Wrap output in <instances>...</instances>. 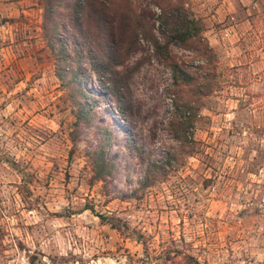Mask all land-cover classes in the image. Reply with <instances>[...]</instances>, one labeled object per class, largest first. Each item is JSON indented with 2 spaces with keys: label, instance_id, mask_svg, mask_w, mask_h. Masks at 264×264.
<instances>
[{
  "label": "rangeland",
  "instance_id": "374dc122",
  "mask_svg": "<svg viewBox=\"0 0 264 264\" xmlns=\"http://www.w3.org/2000/svg\"><path fill=\"white\" fill-rule=\"evenodd\" d=\"M130 2L156 11L149 0ZM45 7L0 0V264H263L264 0H183L210 48L169 46L200 89L190 97L192 154L167 128L170 70L151 50L127 60L140 61L129 85L141 110L132 129L84 57L83 85L97 100L91 122L78 121L56 76L53 37L71 55V25L63 4L50 18ZM107 124L114 166L94 179L88 155ZM165 152L175 155L168 170L141 187L145 161Z\"/></svg>",
  "mask_w": 264,
  "mask_h": 264
},
{
  "label": "trees",
  "instance_id": "16d2710c",
  "mask_svg": "<svg viewBox=\"0 0 264 264\" xmlns=\"http://www.w3.org/2000/svg\"><path fill=\"white\" fill-rule=\"evenodd\" d=\"M149 1L156 11L151 12L149 8L136 10L130 0H45L44 14L48 18L54 17V8L59 13L58 6L63 4L66 10L64 16L72 31L71 55L62 39L53 35L60 44L57 55L60 65L56 76L68 88L75 118L88 125L94 115L91 103L97 100V96L88 92L83 85L87 76L80 60L84 57L96 79L98 90L108 97L123 125L132 129L141 110L132 98L129 85L140 61L128 64L127 60L135 51L151 50L170 70L172 99L167 128L179 146L189 148L186 149L187 154H192V147L190 149L186 141V133L192 124L190 112L194 108L191 107L190 97L200 94V89L195 87L196 79L172 59L169 46L175 41L186 48L190 42H196L192 48L203 55L210 48L199 34L198 20L187 14L183 7V0ZM56 21L52 22L51 33L55 30ZM155 22L160 28V36L155 34ZM98 126L100 137L88 155L94 179H102L110 173L114 162L105 158V150L117 141L116 133L108 124ZM188 138L190 143L191 135ZM130 140L129 136H125L122 142L129 148ZM139 153L141 155L140 149ZM174 159V153L170 152H165L160 161L147 159L141 187L155 182Z\"/></svg>",
  "mask_w": 264,
  "mask_h": 264
},
{
  "label": "crops",
  "instance_id": "0c3cea01",
  "mask_svg": "<svg viewBox=\"0 0 264 264\" xmlns=\"http://www.w3.org/2000/svg\"><path fill=\"white\" fill-rule=\"evenodd\" d=\"M259 1H262V0H259Z\"/></svg>",
  "mask_w": 264,
  "mask_h": 264
}]
</instances>
